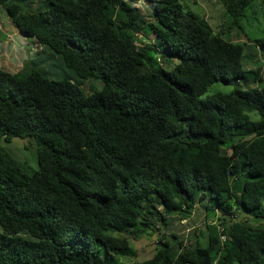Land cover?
I'll list each match as a JSON object with an SVG mask.
<instances>
[{
    "label": "trees",
    "instance_id": "obj_1",
    "mask_svg": "<svg viewBox=\"0 0 264 264\" xmlns=\"http://www.w3.org/2000/svg\"><path fill=\"white\" fill-rule=\"evenodd\" d=\"M25 1L0 7L75 80L0 68V141L31 138L39 166L0 146V264H264V78L247 53L264 59V35H223H245L254 0H218L221 32L181 0H146L152 20L139 0ZM217 82L233 87L209 93ZM196 207L187 242L170 220ZM154 234L153 254L126 262L130 239Z\"/></svg>",
    "mask_w": 264,
    "mask_h": 264
},
{
    "label": "rangeland",
    "instance_id": "obj_2",
    "mask_svg": "<svg viewBox=\"0 0 264 264\" xmlns=\"http://www.w3.org/2000/svg\"><path fill=\"white\" fill-rule=\"evenodd\" d=\"M264 0H254L250 7L247 8V17H244V31L234 29L230 33L223 34L224 38L232 41L246 42L251 45L252 42L247 41V37H261L264 35ZM26 8L32 7L34 10L42 5L41 0H26ZM185 8H189L208 20L214 31H225L226 21L228 17L225 14L222 4L218 0H181ZM138 10L147 18L152 20V3L146 0H139L133 3ZM118 21V19H117ZM0 68L9 72H16L21 69L25 61L30 60L29 67L38 68L45 72L49 79H70L75 80L71 70L66 68L61 58L51 52L49 49L37 44L31 37L23 36L14 23L10 20L6 11L0 7ZM137 43H151L154 36L143 27L137 31ZM149 34V35H147ZM255 52L253 60L260 59V74L264 78V59L260 55L259 50L249 47L247 53ZM243 81V80H240ZM81 88L86 92L99 90L101 85L99 82L83 80L80 84ZM232 85H225L221 82L214 83L209 88V93L214 91H229ZM2 146L17 162H19L28 172H33L39 168L37 161V151L35 142L29 138H13L10 141H0ZM206 217L201 208L196 207L191 215L185 219L172 218L170 220L171 230L181 237L186 238L188 242L193 240L194 236L200 233V229H204ZM169 227V226H168ZM156 234L144 236L137 239H130L135 256L126 260V262L142 261L149 258L156 247Z\"/></svg>",
    "mask_w": 264,
    "mask_h": 264
},
{
    "label": "built area",
    "instance_id": "obj_3",
    "mask_svg": "<svg viewBox=\"0 0 264 264\" xmlns=\"http://www.w3.org/2000/svg\"><path fill=\"white\" fill-rule=\"evenodd\" d=\"M0 28H1V24H0Z\"/></svg>",
    "mask_w": 264,
    "mask_h": 264
}]
</instances>
